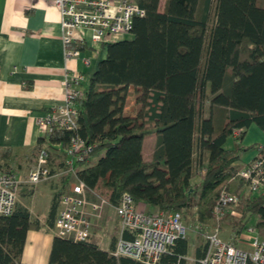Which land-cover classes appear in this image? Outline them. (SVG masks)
I'll use <instances>...</instances> for the list:
<instances>
[{
  "label": "trees",
  "instance_id": "16d2710c",
  "mask_svg": "<svg viewBox=\"0 0 264 264\" xmlns=\"http://www.w3.org/2000/svg\"><path fill=\"white\" fill-rule=\"evenodd\" d=\"M131 1L144 14L132 19L128 37L101 42L105 55L75 99L76 130L54 126L46 139L39 136L35 155L42 141L65 145L77 134L91 148L73 170L97 196L115 204L125 190L135 202L184 218L195 209L199 221L212 214L224 186L239 197L236 233L251 224L264 241V189L243 196V181L231 179L244 151L260 145L264 153V144L241 143L251 124L264 133V0ZM129 94L131 117L124 111ZM149 136L152 155L144 159L141 141ZM37 227L20 203L0 215V264H28L19 259L25 233ZM114 243L104 250L89 238L54 234L46 264H148L112 254ZM186 250L187 238L178 237L156 264H182ZM195 250L201 256L205 242Z\"/></svg>",
  "mask_w": 264,
  "mask_h": 264
},
{
  "label": "built area",
  "instance_id": "2783aa9c",
  "mask_svg": "<svg viewBox=\"0 0 264 264\" xmlns=\"http://www.w3.org/2000/svg\"><path fill=\"white\" fill-rule=\"evenodd\" d=\"M51 1L59 14L65 57L78 53V50L67 46L83 42V38L79 36L82 29L88 30L93 42H111L129 34L132 19L144 14L143 9L131 0ZM81 80L80 73L63 76L60 81L62 102L36 119L39 136L46 139L54 126L67 131L76 130L75 99L81 95ZM51 142L53 145H60L59 141H43L32 163L28 165L22 161L14 170L0 171V215L12 212L20 183H35L53 174L47 164ZM90 148L91 144L77 134L63 146L65 157L57 170L70 171L75 180L58 197V207L51 225L55 235L72 240L89 238L90 221L84 206L89 207L91 214L99 216L102 206L107 203L78 179L73 170L74 162L85 158ZM260 149V145L257 146L252 158L233 175V178L243 181L249 193L264 189V153ZM238 199V195L220 189L211 209L212 215L215 219L219 218ZM113 207L119 231L111 250L114 255H125L148 264H156L168 245L185 235L186 226L178 211H144L135 204L128 191L120 192ZM197 227L204 237L205 250L194 259V264H264V241L253 225L247 224L235 234V240H245L248 247L237 245L230 238H222L217 222L213 226L200 222ZM124 233L128 236H124Z\"/></svg>",
  "mask_w": 264,
  "mask_h": 264
},
{
  "label": "crops",
  "instance_id": "0c3cea01",
  "mask_svg": "<svg viewBox=\"0 0 264 264\" xmlns=\"http://www.w3.org/2000/svg\"><path fill=\"white\" fill-rule=\"evenodd\" d=\"M79 36L83 42L79 44L81 48L78 53L65 57L59 14L51 0H0V171L14 170L22 161L28 165L33 162L39 138L36 119L62 102L60 81L63 76L80 73L82 80L79 88L82 89L97 62L104 57L101 43L91 41L88 30L82 29ZM128 36L125 34L121 38ZM127 99L124 111L129 114L128 110L132 108L133 113L132 95L129 94ZM250 129L258 139L254 141L255 144H264V133L253 124L246 132ZM149 137H152V141H143L144 138L141 141L140 151L144 159L152 155L154 137ZM59 143L49 144L47 164L53 174L35 183L22 182L17 190L16 203L25 206L29 217L38 222L37 228L26 230L19 258L22 263L46 264L54 235L51 225L47 223L51 199L53 195L57 197L67 190L75 180L74 176L69 178L66 175L68 171L57 170L65 157L64 145ZM254 149L241 157L240 167L253 156ZM95 158V155L90 156L88 162H93ZM192 178L190 180L194 182L199 177L194 181ZM135 204L144 211L157 210L141 201ZM84 209L90 221L89 239L101 249L109 250L111 240H116L119 232L118 221H113V217L117 220L113 204L105 203L99 216L91 214L88 206H84ZM243 244V247H248L245 240ZM196 246L193 252L191 248L189 250L187 239L183 262L184 258H197ZM190 252L192 256H188Z\"/></svg>",
  "mask_w": 264,
  "mask_h": 264
},
{
  "label": "rangeland",
  "instance_id": "374dc122",
  "mask_svg": "<svg viewBox=\"0 0 264 264\" xmlns=\"http://www.w3.org/2000/svg\"><path fill=\"white\" fill-rule=\"evenodd\" d=\"M162 5H163V0H161V2H160V7H162ZM207 92H208V90H207ZM131 109L132 108H129V110H128L129 112L128 113L132 115L133 113H132ZM207 114H208V112H207V103H205V106H204V116H206ZM216 129L217 128L215 127V130ZM151 139H152V137H146V138H144L143 141H152ZM257 140L258 139L256 138V135L250 129V130H248L245 133V135H244L243 140L241 141V143L244 144V145H250L254 141H257ZM251 150H252V148L250 147L249 149H247L246 151H244V153L241 156L248 155ZM197 177H199V176H194L192 178V181L196 180ZM235 182H237V179L235 180ZM224 188H225L224 186H221L219 188V190L220 189H224ZM238 190L240 192L239 194H242L243 196L249 194V192H247V190H246V188L244 187L243 184L238 187ZM229 192L236 194L235 192H232V191H229ZM17 194H18V191H17ZM16 199H17V197H16ZM237 206H238V202L236 204L230 206L229 208H226V210L224 211V213L219 218H217V219H215V217L211 214L209 217L204 218L203 220H200L199 221V219H197V213H195V209H191L190 214H188L185 218L184 217H181L183 223L186 226L185 237L189 240V247H188V249L190 250V248H191V250L193 252V249H194V247L196 245H198V244L199 245L200 244L202 245L205 242L204 237L201 234V231H199L198 230V227H197L200 222L206 223L209 226H213L217 222L218 223V227H219V235L222 238L227 239V238H230L231 237L232 240H233V242L234 243H237V245L245 246L243 244V241H244L243 239H239V240L236 239L235 240L233 238V237H235L234 233L237 235V233L235 231V228L236 227L234 228V223H233V220H232L233 217H235V216L238 215V213H237ZM230 208H232L234 210V213L231 212V209ZM113 221L115 223V221H117V220L113 217ZM192 252L188 253V256L189 255L192 256ZM183 264H194V260H190V259H185L184 258Z\"/></svg>",
  "mask_w": 264,
  "mask_h": 264
},
{
  "label": "bare ground",
  "instance_id": "6f19581e",
  "mask_svg": "<svg viewBox=\"0 0 264 264\" xmlns=\"http://www.w3.org/2000/svg\"><path fill=\"white\" fill-rule=\"evenodd\" d=\"M231 179H234L233 177H231ZM225 189V188H224ZM225 190H227V189H225ZM228 191V190H227Z\"/></svg>",
  "mask_w": 264,
  "mask_h": 264
}]
</instances>
